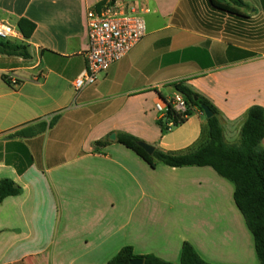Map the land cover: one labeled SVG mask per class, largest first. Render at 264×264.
Listing matches in <instances>:
<instances>
[{
	"label": "crops",
	"instance_id": "0c3cea01",
	"mask_svg": "<svg viewBox=\"0 0 264 264\" xmlns=\"http://www.w3.org/2000/svg\"><path fill=\"white\" fill-rule=\"evenodd\" d=\"M101 1L0 0V19L35 27L20 40L29 60L0 55V180L22 189L0 203V264H108L125 247L179 264L184 242L208 264H257L231 183L210 167L151 168L109 138L129 134L169 154L195 147L203 114L162 133L154 110L183 81L217 109L225 142L238 144L248 108H264L257 9L242 0L236 17L208 0H118L146 34L76 93L86 13Z\"/></svg>",
	"mask_w": 264,
	"mask_h": 264
},
{
	"label": "trees",
	"instance_id": "16d2710c",
	"mask_svg": "<svg viewBox=\"0 0 264 264\" xmlns=\"http://www.w3.org/2000/svg\"><path fill=\"white\" fill-rule=\"evenodd\" d=\"M117 1L102 0L96 9L99 10L104 5H113ZM208 4L214 11L236 17H243L242 10L247 8L242 0H208ZM17 27L24 39L30 38L35 28L34 24L25 19L19 20ZM28 48V45L22 41L0 40L1 56L29 60L31 56ZM2 80L10 85V81L5 76ZM172 87L175 92L184 97L188 106L184 118L173 116L172 112L167 113L165 121L172 119L174 128L183 124L193 114L194 109L202 114L201 105L207 106L213 112V117L206 119L201 142L181 154H169L156 148L151 156L137 145L140 140L132 135L120 134L116 142L142 158L151 168H154L157 163L171 168L210 167L219 177L231 183L234 187L233 202L252 236L257 260L259 264H264V147L262 146L264 108L258 105L249 107L241 125L238 144H227L217 109L183 81L173 83ZM54 122L55 120H52L48 127H51ZM158 124L162 133H166L167 130L163 128L164 122L159 121ZM45 129L46 125L42 124L31 132L15 133L12 137L33 136L44 132ZM21 193V187L12 180H0V203L7 197L19 196ZM135 259L142 260L143 264H172L153 255H135L129 247L121 249L108 264H130V261ZM179 264L208 263L198 256L190 243L184 242Z\"/></svg>",
	"mask_w": 264,
	"mask_h": 264
},
{
	"label": "built area",
	"instance_id": "2783aa9c",
	"mask_svg": "<svg viewBox=\"0 0 264 264\" xmlns=\"http://www.w3.org/2000/svg\"><path fill=\"white\" fill-rule=\"evenodd\" d=\"M88 45L83 52L85 68L72 82V87L79 93L95 84L98 76L122 60L146 34L143 19L127 14L117 5H104L99 10L90 9L86 13ZM0 40L20 41L22 34L17 25L0 19ZM187 103L182 95L175 92L169 100H159L154 104L158 121L164 122L163 128L170 131L175 124L172 119L165 121L168 112L184 118Z\"/></svg>",
	"mask_w": 264,
	"mask_h": 264
},
{
	"label": "rangeland",
	"instance_id": "374dc122",
	"mask_svg": "<svg viewBox=\"0 0 264 264\" xmlns=\"http://www.w3.org/2000/svg\"><path fill=\"white\" fill-rule=\"evenodd\" d=\"M250 3H251L250 4L251 11H253L254 9H257V12L254 13L255 16H256V14H258V16H257L258 20L257 21H261V24H260L261 27H260V31H259V37H260L259 43H260V45L258 48L260 49L261 53H264V26H263V23H264V21H263V19H264V0H257V1L250 0ZM242 11H244V10H242ZM262 11H263V15H260ZM254 24H257V22L254 21ZM239 30L246 31L247 30V24L244 25L243 27H239ZM261 61H264V60H261ZM261 64H264V62H261ZM225 183H227V182H225ZM256 261H257V264H259L258 260H256Z\"/></svg>",
	"mask_w": 264,
	"mask_h": 264
},
{
	"label": "water",
	"instance_id": "95a60500",
	"mask_svg": "<svg viewBox=\"0 0 264 264\" xmlns=\"http://www.w3.org/2000/svg\"><path fill=\"white\" fill-rule=\"evenodd\" d=\"M195 100H197V98H195ZM200 108H201L202 114L204 115L205 119H210L213 117V112L207 106L201 105ZM109 138L111 140H115L116 136L112 134ZM137 145L141 149H143L149 156H151L155 151V148L153 146H150L144 142L140 141L137 143ZM130 264H143V261L140 259H135V260L130 261Z\"/></svg>",
	"mask_w": 264,
	"mask_h": 264
}]
</instances>
